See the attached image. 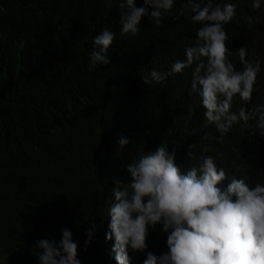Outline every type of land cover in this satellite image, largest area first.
I'll return each mask as SVG.
<instances>
[{"label": "trees", "instance_id": "obj_1", "mask_svg": "<svg viewBox=\"0 0 264 264\" xmlns=\"http://www.w3.org/2000/svg\"><path fill=\"white\" fill-rule=\"evenodd\" d=\"M230 1L238 4L212 3ZM119 3L0 0V264H36V241L58 243L63 227L73 233L80 264H116L106 239L114 182H126L123 165L160 144L176 151L182 171L203 154L250 187L264 183V137L243 123L225 136L205 126L190 69L163 84L141 82L152 69L169 71L185 58L198 29L190 0H174L159 26L142 18L134 37L120 35ZM236 13L238 20L227 23L229 57L239 60L236 51L246 47L247 61H260L261 72L251 101L233 111L264 103V20L254 27L239 7ZM103 28L116 34L111 62L94 69L92 41ZM120 133L132 141L124 149L117 146ZM190 144L196 148L188 160ZM146 243L156 255L168 251L159 226ZM145 259L129 250V264Z\"/></svg>", "mask_w": 264, "mask_h": 264}, {"label": "clouds", "instance_id": "obj_2", "mask_svg": "<svg viewBox=\"0 0 264 264\" xmlns=\"http://www.w3.org/2000/svg\"><path fill=\"white\" fill-rule=\"evenodd\" d=\"M191 23L196 38L185 48V58L174 61L169 71L152 69L141 77L144 85L163 84L168 78L191 70V92L205 109V126L213 125L225 136L237 124L254 127L264 137V103L232 110V105L248 103L255 91L260 61H247V49L236 51L239 60L229 57L226 46L227 23L237 7L250 26L264 20V0L230 1L213 7L212 0H190ZM174 6V0H120L121 36H136L142 18L157 26ZM184 9L179 14L184 15ZM115 33L107 28L93 37L89 55L92 68L110 64L109 48ZM239 98L234 99V97ZM254 123L249 126V122ZM132 141L119 134L117 146ZM195 144L188 145L185 157L191 160ZM126 182H114V203L110 216L109 253L116 264H129V250L146 253L144 264H264V183L250 187L243 178L231 176L215 158L201 154L198 163L186 172L176 163V151L163 144L138 155L123 165ZM159 226L166 234L168 251L160 255L147 250L150 229ZM93 225V229H94ZM85 244L90 243L92 231ZM36 264H80L78 244L72 231L63 227L61 239L36 241L31 250Z\"/></svg>", "mask_w": 264, "mask_h": 264}]
</instances>
